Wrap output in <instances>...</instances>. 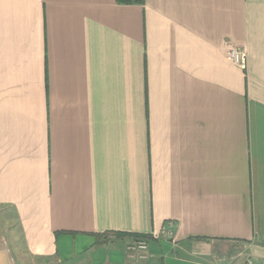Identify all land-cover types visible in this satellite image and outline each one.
<instances>
[{"label":"crops","instance_id":"crops-1","mask_svg":"<svg viewBox=\"0 0 264 264\" xmlns=\"http://www.w3.org/2000/svg\"><path fill=\"white\" fill-rule=\"evenodd\" d=\"M0 264H264V0H0Z\"/></svg>","mask_w":264,"mask_h":264},{"label":"built area","instance_id":"built-area-1","mask_svg":"<svg viewBox=\"0 0 264 264\" xmlns=\"http://www.w3.org/2000/svg\"><path fill=\"white\" fill-rule=\"evenodd\" d=\"M226 55L228 59L240 66L241 68H247L248 65V51L241 45L234 42H226ZM128 256L136 260H146L149 258V241L144 236H139L130 241L127 244Z\"/></svg>","mask_w":264,"mask_h":264}]
</instances>
